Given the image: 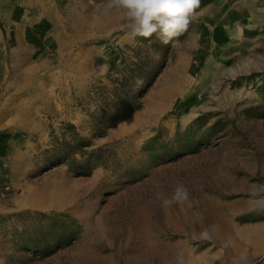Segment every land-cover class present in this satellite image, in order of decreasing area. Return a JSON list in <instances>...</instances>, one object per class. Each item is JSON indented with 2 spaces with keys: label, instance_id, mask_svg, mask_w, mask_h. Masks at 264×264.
Masks as SVG:
<instances>
[{
  "label": "rangeland",
  "instance_id": "374dc122",
  "mask_svg": "<svg viewBox=\"0 0 264 264\" xmlns=\"http://www.w3.org/2000/svg\"><path fill=\"white\" fill-rule=\"evenodd\" d=\"M104 2L1 0L0 264H264V0Z\"/></svg>",
  "mask_w": 264,
  "mask_h": 264
},
{
  "label": "clouds",
  "instance_id": "9594fccd",
  "mask_svg": "<svg viewBox=\"0 0 264 264\" xmlns=\"http://www.w3.org/2000/svg\"><path fill=\"white\" fill-rule=\"evenodd\" d=\"M200 0H105L98 6L103 15L117 10L126 21L130 36L149 38L158 34L162 43L185 32L196 16ZM189 191L183 184H177L170 197L158 195L163 207L183 204L189 199Z\"/></svg>",
  "mask_w": 264,
  "mask_h": 264
},
{
  "label": "crops",
  "instance_id": "0c3cea01",
  "mask_svg": "<svg viewBox=\"0 0 264 264\" xmlns=\"http://www.w3.org/2000/svg\"><path fill=\"white\" fill-rule=\"evenodd\" d=\"M254 1V0H253ZM253 7H254V2H253ZM253 10H256V7L253 8ZM0 15H1V0H0ZM0 33H1V28H0ZM1 39V38H0Z\"/></svg>",
  "mask_w": 264,
  "mask_h": 264
}]
</instances>
